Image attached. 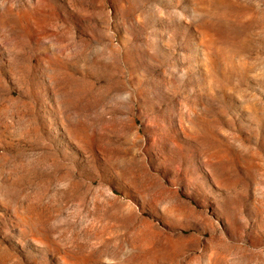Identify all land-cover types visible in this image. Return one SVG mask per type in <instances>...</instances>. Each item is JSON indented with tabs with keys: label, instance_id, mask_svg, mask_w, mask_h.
I'll use <instances>...</instances> for the list:
<instances>
[{
	"label": "rangeland",
	"instance_id": "rangeland-1",
	"mask_svg": "<svg viewBox=\"0 0 264 264\" xmlns=\"http://www.w3.org/2000/svg\"><path fill=\"white\" fill-rule=\"evenodd\" d=\"M0 264H264V0H0Z\"/></svg>",
	"mask_w": 264,
	"mask_h": 264
}]
</instances>
